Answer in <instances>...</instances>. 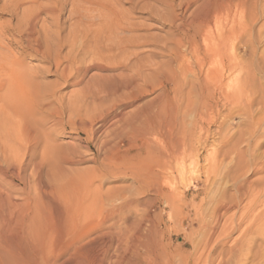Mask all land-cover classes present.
I'll list each match as a JSON object with an SVG mask.
<instances>
[{
	"label": "bare ground",
	"instance_id": "6f19581e",
	"mask_svg": "<svg viewBox=\"0 0 264 264\" xmlns=\"http://www.w3.org/2000/svg\"><path fill=\"white\" fill-rule=\"evenodd\" d=\"M30 1L37 3V0ZM163 2L174 11L172 0ZM262 2L264 0H178L176 7L181 13L169 12L167 42L162 45L165 51L163 60L146 63L143 62L144 57L136 55L137 65L118 60L117 72L103 74L91 58L97 71L93 72L90 80H125V92L114 85L111 88L101 87L93 98L104 107L103 117H108L110 111L122 106L118 114L110 119L113 124H118L117 133L125 135L129 146L136 150L131 154L118 150L117 145L112 146L116 168L109 170L115 173L112 181L117 183L126 178L131 182L128 185L112 183L114 186L105 190L95 185L91 178L87 177V180L82 175L74 177L69 169L58 166L55 155L51 153L53 146L48 144L34 123L42 90L26 74L27 71L24 72L25 68L20 70L0 56V264H229L231 261L263 264L264 246L259 240L264 239V200L258 201L259 204L253 198L248 200L244 206V218L249 222L223 250L219 247L240 225L233 217L226 220V228L223 227L226 221H223L219 230L218 214L210 217L207 224L204 221L206 229L201 231L197 243L186 253L177 245L174 247L176 251L172 249L171 241L164 237L156 223L144 216L148 211L137 219L128 215L132 205L140 206L137 196L149 187L165 197L163 200L171 208L169 215L175 212V202L182 197L176 183L173 184L170 169H139V165L133 162L140 152H146L144 150L151 145L145 137L148 125H163L168 132L170 138L165 155L175 150L191 153L196 147L204 149L207 146L202 137L207 129L202 130L209 115L203 111L216 109L221 103L241 109L249 121V136L258 137L256 125L264 119V93L255 84V74L264 77V66L253 63L252 59L256 57L257 46L253 27L262 14ZM34 6L27 8V12ZM21 26V23L17 24L18 29ZM24 30L27 40H37L32 24H27ZM247 52L251 55L249 61L243 58ZM41 56L54 60L56 66L60 64L56 54L47 49L41 52ZM81 62L80 59L72 70L75 74H85L86 69H82ZM66 71L65 65L61 69L63 76ZM155 86L160 88V93L154 100L125 110L145 94L148 87L153 90ZM196 104L199 105L197 109ZM254 105L260 106L259 116L256 117L251 114ZM192 106L196 120L188 131L183 127V115ZM210 121L213 122L214 118ZM196 128L198 134L194 131ZM179 129V138H174L173 134ZM240 142L238 137L232 142L226 140L223 145L212 143L211 164L215 166L218 157L231 153L238 158L244 157L241 155L243 150L238 147ZM219 145L224 150L218 148ZM167 163L166 158L161 160L162 167ZM174 171L179 178L182 177V169ZM130 183L138 188L137 192L133 185L130 186L136 194L128 189L130 187L126 189L125 186ZM252 191L248 185L244 194L253 196ZM219 208L227 211L233 207L225 205Z\"/></svg>",
	"mask_w": 264,
	"mask_h": 264
},
{
	"label": "rangeland",
	"instance_id": "374dc122",
	"mask_svg": "<svg viewBox=\"0 0 264 264\" xmlns=\"http://www.w3.org/2000/svg\"><path fill=\"white\" fill-rule=\"evenodd\" d=\"M29 1L0 0V56H2L0 58L7 63H13L20 70L25 68L24 72L27 71L26 74L42 90V96L37 102L34 123L40 128L37 127L48 144L54 147L51 153L55 155L58 166L62 169H69L68 172L72 176L82 175L87 180L91 178L90 180L94 181L95 185H100L102 190L114 185H126V183L128 185L131 181L126 178L118 180L117 183L113 182L115 173L109 171L116 169L113 161L115 158L111 152L112 146L117 145L118 150L129 151L131 154L136 152L135 147L129 146L126 136L117 133L118 124H113L110 119L118 114L122 106L110 111L108 117H103L104 107L97 104V100L94 99L96 91L101 87L111 88L114 85L120 91L125 92L123 85L125 80L122 78L109 82L94 81L90 80V76L97 71L96 68H99L103 74L117 72L115 67L118 60L135 62L137 65L139 61L136 60V55L144 57L143 62L146 63L163 60L165 51L162 45L167 42V25L171 12L181 13L176 7L178 0H172L175 5L174 11L164 5V0H160L163 3L159 0H133L134 2L132 0L131 2L129 0H37L35 4L38 7ZM261 4L263 5L262 14L253 27V35L257 38L256 57L251 61L264 66V3ZM30 6H34L36 10L39 9L34 13L35 9L31 7L32 9L27 12ZM43 7L44 10H42ZM107 14L109 16H106ZM19 23L22 25L20 29L17 28ZM27 24L33 25L37 40H27L25 37L24 29ZM120 25L125 29H122ZM240 46L241 50L242 46ZM44 49L56 54L60 62L58 66L54 60L41 56ZM92 57L97 65H95L96 68L91 62ZM243 58L249 61L250 53L247 52ZM80 59L82 60L80 66L86 69L85 74L84 72L75 74V71H72L76 64H79ZM65 65L67 71L63 76L61 69ZM255 84L264 93V77L256 73ZM148 89L125 110H130L143 102L152 101L160 93L158 86H155L153 90L150 87ZM195 106L197 109L199 105ZM218 107L209 112L203 111L207 116L209 115L202 130L204 132L207 129L202 136L207 144L206 148L196 147L191 153L175 150L173 153H167V156L165 152L168 149L170 138H168V132L163 125H153V127L148 125L146 130L149 132L146 131L145 137L151 147L148 146L147 150H144L146 152H140L139 158L136 157L133 160L139 165L137 166L139 169L150 167L151 169H170L172 172L173 184L176 183L175 186L178 187L182 196V200L175 202L180 206L176 205L175 212H172L173 215H169L171 208L163 200L165 197L154 193L152 187L147 188L143 192L144 195L141 193L137 196L143 205L140 203V206L134 204L133 207L132 205L128 215L132 219H137V217H143L142 214L148 211L149 213H144V216L156 223L159 231L171 241L173 250L177 245L179 250L190 252L192 245L197 243L198 235L206 229L208 219L216 214L220 219V225H217L218 230L223 221L230 217L240 224L238 229L230 233L225 244L219 247L222 250L226 249L249 222L244 218V206L248 200L253 198L257 200V204L264 200V119L256 125L257 127L255 126L258 137L252 138L248 134L249 121L241 109L237 106H223L221 103ZM259 107L257 105L252 107L251 114L254 117L259 116ZM193 110L195 111L194 107L188 109L183 115V127L188 131L196 120ZM212 111L215 112L214 115ZM209 118H214V121L211 122ZM149 127L154 129H149ZM180 129L173 134L174 136L172 135L174 138H179ZM194 131L196 133L198 129ZM43 136H41L42 139ZM238 137L241 141L238 147L244 151L241 155L245 158L241 156L238 158L236 154L235 156L231 153L228 154L229 156L218 157L216 165L213 166L210 145L212 143L223 145L226 140L232 142ZM222 145L218 148L223 149ZM152 146L157 150L155 151ZM164 156L168 163L162 167L161 160L165 159ZM239 160L242 162L238 163ZM175 169L183 170L181 178L178 177ZM98 177L100 178L96 179ZM130 184L125 186L126 189L132 185L135 186L133 183ZM247 184L253 189V196L244 194L247 191ZM133 187L128 189H132L136 194L138 188L134 187L136 192ZM261 187H263L262 190ZM225 205L233 208L227 211L219 208ZM125 213L126 211L123 214ZM204 221L206 224L203 223ZM223 227H227V221ZM225 228L222 229L225 230ZM228 230L229 227L226 232ZM259 241L262 242L263 247L264 239ZM231 262L229 264H238L234 263L235 261Z\"/></svg>",
	"mask_w": 264,
	"mask_h": 264
}]
</instances>
